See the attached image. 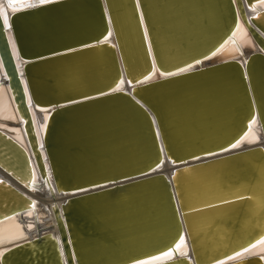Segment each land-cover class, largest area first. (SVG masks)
<instances>
[{"label": "water", "instance_id": "95a60500", "mask_svg": "<svg viewBox=\"0 0 264 264\" xmlns=\"http://www.w3.org/2000/svg\"><path fill=\"white\" fill-rule=\"evenodd\" d=\"M3 1L11 27L0 17V85L9 87L41 178L72 196L52 205L58 236L14 244L0 264H65L63 252L66 264H135L166 252L173 257L155 264H198L204 229L225 234L217 239L234 230L236 240L206 264L222 255L216 264H264L262 255H238L264 233L247 224L256 226L264 202V146L232 152L254 120L264 131L261 0L236 1L262 51L202 68L238 26L235 0H57L18 12ZM155 70L164 77L152 79ZM27 96L49 111L41 145ZM7 132L0 129V170L31 186L30 154ZM166 164L172 171L160 173ZM235 205L209 219L215 207ZM33 207L0 179V221ZM182 234L187 255L174 245Z\"/></svg>", "mask_w": 264, "mask_h": 264}, {"label": "bare ground", "instance_id": "6f19581e", "mask_svg": "<svg viewBox=\"0 0 264 264\" xmlns=\"http://www.w3.org/2000/svg\"><path fill=\"white\" fill-rule=\"evenodd\" d=\"M235 3L237 4V9L239 13V20H238L237 28L234 30V32L232 33V36L229 39H228L229 37L228 36L221 42V44L223 45L216 53H214L208 60H205L197 64L195 66L196 68L209 67V66H212V64L232 61L233 59H237L243 63L252 54L262 51V46L260 45L259 40L254 34L253 30L251 31L248 28V26L245 25L243 17L241 16L239 4L237 3L236 0H235ZM0 9H3L9 16L8 10L6 6L4 5L3 0H0ZM260 9H264V3H261ZM247 15L249 16V13ZM8 38L10 41L13 56L18 65L19 72L22 73L25 62L19 58V53L17 51V47L15 45L11 32H8ZM138 57L139 58L142 57L140 53ZM0 69L4 77L6 78V71L2 64L1 58H0ZM39 69L40 68H38V70ZM163 77H164L163 73L155 70V75L153 76L152 79L155 80V79H160ZM120 88L121 86H118L116 89H120ZM27 101L30 106L33 123L35 125L36 131L38 134L39 143L41 145L40 136L44 132L46 121L49 116V111H46L43 107H38L36 105H33L28 96H27ZM23 124L24 123H23L22 117L19 115L15 107V103L12 98V94L10 93L9 87L4 84H1L0 85V129L7 130L8 131L7 133L10 136H12L15 140H17L19 143H21L29 152L30 157L32 159V165H33V170H34V178H33L34 183L31 186H25L24 184L11 179L1 170H0V179L7 181L8 183L16 187L21 193L25 194L27 197L32 199L35 207L31 208L30 210L24 211V213H22L21 215L12 216L8 219L0 221V255L6 249H8V247L12 245L26 241V240L33 239L40 235L52 233L54 236H58L57 224L55 221L54 213L52 211V205L54 203H57L60 205L63 200L72 196V195H59V193L56 192V189L54 188V186H53V189H51L47 181L41 178L38 168L35 164V158L32 155V151L30 150V146L28 145L27 139L25 137ZM250 126H251L250 128L246 129L247 132H243L242 135L238 138V140L235 141L236 144L234 145L232 152H234V150L254 148L255 146H264V131L262 130V128L256 126L255 120L252 122V124H250ZM158 170L160 173H164V174H170V172L172 171L169 164L161 166ZM261 186L264 189V179H262ZM262 195H263L262 197L264 200V192H262ZM224 199H229V198H224ZM202 200L205 202L207 201V198H202L200 201ZM215 201H220V200H215ZM194 203H196V201L192 202L191 204L194 205ZM211 203H215V202L204 203V204H200L196 206H202V205L211 204ZM195 207H191V208H195ZM215 208H216L215 211L208 212L209 219L212 218L210 216L215 217V216H219L223 214L225 211H229V210L235 211V208L239 209V207L236 205L234 207L225 206L224 209H217L218 207H215ZM259 208H261V210L259 211L260 215L254 218L253 222H251L253 225H255V220L258 219L256 226L253 227L251 224L247 223L253 228V230H255L254 233L256 231H259V229H257V226L259 227L264 226V216H263L264 215V202L260 204ZM207 224L208 223H206L205 221L204 225H207ZM248 225L246 226V228L251 229L249 228ZM199 227L201 226L198 225V228ZM230 232L234 234V230H231L228 232L229 237L225 236V239L224 237L222 239H217L218 238L217 234L220 235V238L224 236L225 234L223 232L221 234L217 232L212 234V231H210L209 229H204L203 233L199 234V236H203V237H198V238H200L199 239L200 242H203L205 245V248L207 249H204L203 253L200 254L201 256L199 255V258L197 257L198 264H206L204 260L207 257L211 258V256H214L218 254L219 252L225 251L227 248L231 246V244L234 245L236 240L232 242L231 238L233 236H230L231 234ZM166 235L164 238L165 240L170 238L168 235L167 236ZM181 239L185 241L184 234L181 235L178 241H175L174 245L176 246V249L177 251H179L180 255H187L189 253V250L186 246V243L183 245L180 244ZM260 239H264V233H262L259 237H257L255 241L251 243V245L249 244L247 246L242 247V248H249V247L251 248L253 244L257 245V247L252 249L251 252H245L243 255H241V257H250V256H257V255L264 256V245L259 244ZM216 240H218L219 243L218 242L215 243ZM178 245L179 247H177ZM61 248H62V245H61ZM242 248H239L238 250L230 253L229 257L234 256L237 252H240ZM226 256L227 255L216 257L214 260L210 261L209 264H216L218 262H222L223 260H225ZM40 257H42V255ZM45 257L48 259V261L51 260L48 254H46ZM157 257L159 259H155ZM172 257H173V254L172 256H167L165 255V253H163V254L155 256V258L147 259L145 261L137 262L135 264H145V262H148V264H155V262L166 261ZM63 259L66 264L64 252H63ZM199 259H201V262L199 261ZM30 261L31 259L27 260L23 264H29ZM37 264H43V263L40 262Z\"/></svg>", "mask_w": 264, "mask_h": 264}, {"label": "snow or ice", "instance_id": "6c2138e0", "mask_svg": "<svg viewBox=\"0 0 264 264\" xmlns=\"http://www.w3.org/2000/svg\"><path fill=\"white\" fill-rule=\"evenodd\" d=\"M56 2L57 0H21V2L19 3H14L13 0H8L9 6L12 8L13 12H18L24 9L39 8V7L50 5ZM261 3H264V0H261ZM0 17H2L3 19V24L10 28L11 25L9 24L8 15L3 9H0ZM180 244L181 245L185 244V241L181 239ZM259 244L264 245V239H260ZM177 247H179V245ZM256 247L257 245L253 244L251 248L245 249V251L251 252L252 249ZM243 254L244 253H238V255H243ZM165 255L172 256V252H167L165 253ZM155 259H159V258L157 257ZM261 259H264V256H261ZM145 264H148V262H145Z\"/></svg>", "mask_w": 264, "mask_h": 264}]
</instances>
